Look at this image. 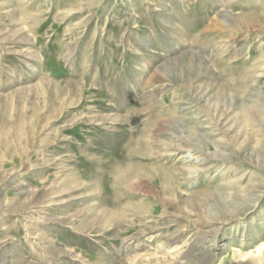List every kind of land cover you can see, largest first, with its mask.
Wrapping results in <instances>:
<instances>
[{
    "label": "rangeland",
    "instance_id": "rangeland-1",
    "mask_svg": "<svg viewBox=\"0 0 264 264\" xmlns=\"http://www.w3.org/2000/svg\"><path fill=\"white\" fill-rule=\"evenodd\" d=\"M0 264H264V0H0Z\"/></svg>",
    "mask_w": 264,
    "mask_h": 264
},
{
    "label": "bare ground",
    "instance_id": "bare-ground-1",
    "mask_svg": "<svg viewBox=\"0 0 264 264\" xmlns=\"http://www.w3.org/2000/svg\"><path fill=\"white\" fill-rule=\"evenodd\" d=\"M173 147H175V148H177V149L179 148V146H178V145H175V146H173ZM123 182H124V181H123ZM261 249H262V248H261Z\"/></svg>",
    "mask_w": 264,
    "mask_h": 264
}]
</instances>
